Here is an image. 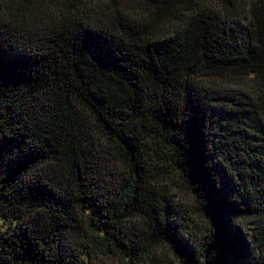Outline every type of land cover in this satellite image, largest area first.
I'll list each match as a JSON object with an SVG mask.
<instances>
[{
    "label": "trees",
    "instance_id": "1",
    "mask_svg": "<svg viewBox=\"0 0 264 264\" xmlns=\"http://www.w3.org/2000/svg\"><path fill=\"white\" fill-rule=\"evenodd\" d=\"M111 1L0 0V264H264V0Z\"/></svg>",
    "mask_w": 264,
    "mask_h": 264
},
{
    "label": "rangeland",
    "instance_id": "2",
    "mask_svg": "<svg viewBox=\"0 0 264 264\" xmlns=\"http://www.w3.org/2000/svg\"><path fill=\"white\" fill-rule=\"evenodd\" d=\"M207 5L210 7L213 6V0H205ZM112 5V1L111 0H85V9L86 11H89L90 8L92 9L91 14H94L93 12H101V11H108L110 10ZM116 5L119 8L120 13H125L126 15H129L131 18H139L141 16H145L146 15V11L148 12V6L145 5L144 0H116ZM129 12V13H128ZM225 22H228V26H230L231 28H233L236 32L238 30H242L245 31V26H246V21H242V26H238L235 24H232V20L231 19H227ZM241 31V32H242ZM244 34V32L242 33ZM244 83L236 81L234 82L233 85H231L230 87L235 89V90H243V91H247L249 89V81L245 78L241 79ZM229 86V85H228ZM222 115L219 114H212V126L216 127V124L221 120ZM227 121H225L224 123H226ZM221 123V122H220ZM233 121H228L227 122V128L228 130L231 129H235L233 126ZM247 129V128H245ZM242 131V130H241ZM241 131L239 133H232L234 134V137L236 138L237 136L241 135ZM230 133V132H229ZM213 139L216 140L217 137L213 136ZM220 149V148H219ZM221 150V149H220ZM226 150V148H223V152ZM214 152V150H213ZM216 152V151H215ZM225 157V155L223 156L222 154H220L218 151L216 153H214V167L216 168L217 172V178L220 182L221 185V190L224 194H229L231 193V182L232 180H230V173L228 170H225V168H228L225 166V163L223 164V158ZM112 170H115V168L111 167ZM218 168V169H217ZM233 177V176H232ZM234 178V177H233ZM256 180H253L252 184L254 189L258 190V194L263 193L264 194V173H259V177L255 178ZM165 188L169 191L170 197L171 199L174 201V203L176 204V206H178V210L179 212L182 214L186 213V208L188 206H193L194 204L196 205L194 199L192 198V194L190 193V191L188 190L187 186L178 178L177 175H175V173H170L169 174V178L166 179V183L163 182ZM190 217L188 218V224L190 225V229L188 231H195L196 229H202L205 228L207 226V224H205V220L204 218L197 212H193L191 215H189ZM235 223L238 226H241V233L243 234V236H245L246 239L250 238V234L251 231H253L252 228V222L250 218H245V219H235ZM132 222L131 221H127L125 223V228H130L131 227ZM249 241V240H248ZM157 253H160L162 255H164L165 257H168V259H173V256L171 255L170 251L165 248L164 246L159 247V249L157 250ZM110 262V261H109ZM103 264H107L106 262H104ZM111 264V263H109Z\"/></svg>",
    "mask_w": 264,
    "mask_h": 264
}]
</instances>
